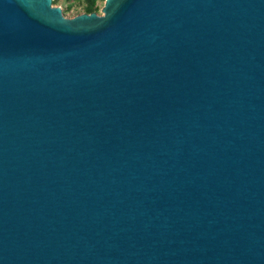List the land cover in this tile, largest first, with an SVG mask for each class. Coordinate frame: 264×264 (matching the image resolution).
Masks as SVG:
<instances>
[{"label": "water", "instance_id": "95a60500", "mask_svg": "<svg viewBox=\"0 0 264 264\" xmlns=\"http://www.w3.org/2000/svg\"><path fill=\"white\" fill-rule=\"evenodd\" d=\"M0 0V264H264V0Z\"/></svg>", "mask_w": 264, "mask_h": 264}, {"label": "rangeland", "instance_id": "374dc122", "mask_svg": "<svg viewBox=\"0 0 264 264\" xmlns=\"http://www.w3.org/2000/svg\"><path fill=\"white\" fill-rule=\"evenodd\" d=\"M106 0H98L94 13L98 16H105L103 10L105 8ZM88 1L87 0H54V6L60 7L63 11L64 17L73 19L82 14H88L86 12Z\"/></svg>", "mask_w": 264, "mask_h": 264}, {"label": "trees", "instance_id": "16d2710c", "mask_svg": "<svg viewBox=\"0 0 264 264\" xmlns=\"http://www.w3.org/2000/svg\"><path fill=\"white\" fill-rule=\"evenodd\" d=\"M87 1H88V4H87L86 12L88 14L93 13L95 5H96L98 0H87Z\"/></svg>", "mask_w": 264, "mask_h": 264}]
</instances>
